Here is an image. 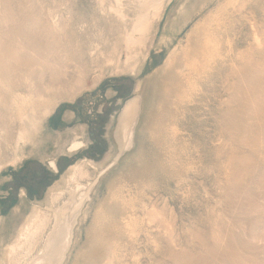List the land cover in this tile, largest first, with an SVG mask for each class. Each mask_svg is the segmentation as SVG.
Returning a JSON list of instances; mask_svg holds the SVG:
<instances>
[{
    "label": "rangeland",
    "instance_id": "obj_1",
    "mask_svg": "<svg viewBox=\"0 0 264 264\" xmlns=\"http://www.w3.org/2000/svg\"><path fill=\"white\" fill-rule=\"evenodd\" d=\"M124 1L133 19V0ZM117 20L97 0H0L1 45L19 48L25 61L52 47L51 63L30 69L27 78L23 68L0 72V126L8 134L7 142L0 139V162L11 157L15 98L41 93L53 73L60 72L61 82L44 93L56 103L55 113L25 145L22 159L0 172V256L71 164L105 159L114 144L112 126L136 94V83L156 77L187 35L208 20L213 57L200 76L184 70L191 88L171 107L164 129L152 136L140 121L134 146L96 183L64 264H75L108 179L130 170L131 180L110 194L124 206L110 264H264V0L242 8L229 0H169L137 77L111 73L112 65L102 68L113 50L115 59L126 57L121 39L131 20L125 27ZM54 22L59 28L44 35ZM79 70L86 88L70 101L68 86L79 87L73 83ZM80 128L82 150L72 157L60 153L70 131Z\"/></svg>",
    "mask_w": 264,
    "mask_h": 264
},
{
    "label": "bare ground",
    "instance_id": "obj_2",
    "mask_svg": "<svg viewBox=\"0 0 264 264\" xmlns=\"http://www.w3.org/2000/svg\"><path fill=\"white\" fill-rule=\"evenodd\" d=\"M97 1L103 6L105 13H110L113 18L118 19V22L124 23L123 27L131 20L121 39L122 46H125L127 51L125 60L121 62L119 54L116 59L112 57L115 54L113 50L111 57H103L102 68L112 65L111 73H125L137 77L153 43L154 26L169 0H131L135 10L133 19L129 18L125 10L128 7L127 1ZM229 1L242 8L249 0ZM180 12L185 14L184 17L189 14L186 8L181 9ZM184 17L182 20H185ZM58 28L57 22H54L44 35H52ZM214 48L215 41L209 35V23L205 20L198 25L196 31L187 35L183 45L171 53L156 77L147 78L145 83H142L143 81L136 83V94L134 93L135 95L123 104L117 114L115 125L112 126L114 144L110 147L107 156L105 155V159L102 162L84 159L71 164L59 181L46 191L42 204L32 206L28 217L24 218L22 226L18 228L14 241L12 240L13 242L1 250L0 264H64L77 240L75 233L78 226L85 219L83 209L90 201L99 178L134 146L140 121L152 136L165 128L164 118L171 115V107L183 99L191 88L190 79L185 78L184 70L188 69L200 76L213 57ZM50 50L52 47H47V50L43 49L42 52L35 53L25 61L21 59L19 48L0 44V72L10 73L14 69L23 68L27 78L30 69L41 71L46 67L45 65L51 63L48 60L50 53H47ZM59 74L60 72L53 73L50 76L51 84L45 85L43 91L36 96L15 98V118L18 125L9 139L11 157L5 162H0V172L5 163L14 164L22 159L25 145L40 134L43 122L55 113L56 103L49 101V97L44 93L55 90L60 82H57ZM76 74L77 79H73V83L79 87L72 90L71 84L68 88L72 92L66 91L69 93L66 99L70 101L74 100L76 93L86 88L80 70ZM102 76L103 74H99L90 87H97ZM150 98H154L151 104H149ZM6 128L5 125L3 128L0 126V139L5 141L8 134L2 135V132ZM79 130L80 133L70 131L71 135L62 144L60 153L72 157L80 149L82 150L86 144L83 140L84 129ZM49 167L57 173V165L54 161L49 163ZM129 175L132 177V170L129 174L121 171L108 179L107 195L86 229L85 242L75 255V264H110L112 239L123 232L119 217L124 211L123 204L113 200L110 194L117 184L123 180H131L128 178Z\"/></svg>",
    "mask_w": 264,
    "mask_h": 264
}]
</instances>
